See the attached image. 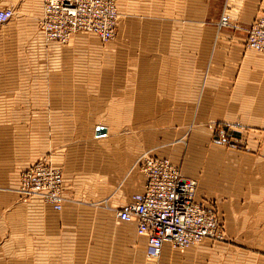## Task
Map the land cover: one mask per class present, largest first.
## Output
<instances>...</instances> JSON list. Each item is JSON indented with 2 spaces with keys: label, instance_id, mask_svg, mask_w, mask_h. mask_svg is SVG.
Here are the masks:
<instances>
[{
  "label": "crops",
  "instance_id": "1",
  "mask_svg": "<svg viewBox=\"0 0 264 264\" xmlns=\"http://www.w3.org/2000/svg\"><path fill=\"white\" fill-rule=\"evenodd\" d=\"M117 7L111 43L75 36L50 48L41 0H0L18 51L0 61V264H264V55L245 47L264 0ZM215 123L247 130L245 150L213 144ZM143 155L197 181L195 202L216 213L226 241L184 253L166 245L149 261L135 222L115 218L143 191ZM42 158L63 173L61 212L14 192ZM229 162L248 169L232 174Z\"/></svg>",
  "mask_w": 264,
  "mask_h": 264
},
{
  "label": "built area",
  "instance_id": "2",
  "mask_svg": "<svg viewBox=\"0 0 264 264\" xmlns=\"http://www.w3.org/2000/svg\"><path fill=\"white\" fill-rule=\"evenodd\" d=\"M39 29L47 46L66 45L79 34L93 35L101 43L112 41L120 20L117 0H41ZM9 8L0 10V26L12 20ZM226 19L221 25H226ZM245 46L264 55V13L257 14L248 31ZM216 139L226 140L223 129ZM227 141V140H226ZM137 166L145 178L143 191L115 211L118 221L135 222L136 233L145 238V252L157 260L167 245L184 252L205 239L223 240L221 225L211 208L195 202L197 181L184 177L166 159L143 155ZM63 173L46 158L40 159L19 174L17 194L23 200L39 198L42 204L61 212L65 202Z\"/></svg>",
  "mask_w": 264,
  "mask_h": 264
},
{
  "label": "rangeland",
  "instance_id": "3",
  "mask_svg": "<svg viewBox=\"0 0 264 264\" xmlns=\"http://www.w3.org/2000/svg\"><path fill=\"white\" fill-rule=\"evenodd\" d=\"M118 1V0H117ZM5 9V8H3ZM11 9V8H9ZM1 10V9H0ZM12 10V9H11ZM13 11V10H12ZM119 13V11H118ZM264 13V12H262ZM14 14V13H13ZM260 14V13H258ZM119 16H120V13H119ZM14 18V16H13ZM12 18V20H13ZM225 18L226 19V25H221V20ZM12 20H10L7 24L4 25L3 29H0V61H4V62H7L9 60H12L14 58H18V51L15 50V43H16V39L14 36H10L12 32ZM120 20H121V17H120ZM10 23V24H9ZM119 25V24H118ZM218 27L221 28V27H226L228 26V20L226 17H221V19L218 21ZM38 28H39V22H38ZM40 30V29H39ZM117 35V34H116ZM83 37L85 40L87 41H94L92 40L91 37H95L93 35H84V34H79V35H76V37ZM91 36V37H90ZM75 37V36H74ZM96 38V37H95ZM116 38V36H115ZM115 38L112 40L114 41ZM97 39V38H96ZM98 40V39H97ZM246 40V39H245ZM99 41V40H98ZM112 41L110 42H107V43H111ZM100 42V41H99ZM107 43H102V44H107ZM56 44H52L51 46H49L50 48L52 46H54ZM246 47V46H245ZM247 49V48H246ZM54 52H52V55H49V58H54L55 56H53ZM0 73H6L7 72V65L6 63H0ZM9 69V68H8ZM209 126H212L211 128V142L213 144H215L216 146H219L221 147V149L223 150H227V149H237V150H245L246 148V143L248 142V134H247V130L246 131H241V132H236V131H232V129L230 130L229 127L227 126H223L221 124H213V125H209ZM223 129L224 132H225V135H226V140L225 141H219L216 139V130H221ZM236 134V135H233ZM98 135V133H97ZM43 159V158H42ZM47 161H49L47 158H46ZM50 163V162H49ZM34 164V163H33ZM32 164V165H33ZM51 164V163H50ZM229 166L227 167V170L228 172H232V174H242L244 171H247V164H239L238 162H229L227 163ZM181 172V171H180ZM17 189V188H16ZM16 189L14 190V192H16ZM17 194V192H16ZM20 198V197H19ZM65 198V197H64ZM21 199V198H20ZM21 201H28L27 199L26 200H23L21 199ZM65 202H66V198H65ZM64 202V204H65ZM64 206V205H63ZM116 211V210H115ZM221 229H222V232H223V240L222 241H217V240H210V239H205L203 240L202 242H200L199 244L197 245H194V246H191L190 248H188L187 250H190L192 248H197V246H200L201 244H203L204 242H207L206 240H209L211 242H224L226 241V233H225V228L223 226V224H221ZM170 249V248H169ZM171 251H176L178 253H184V252H179L177 250H172L170 249ZM186 250V251H187ZM149 261H153V260H149Z\"/></svg>",
  "mask_w": 264,
  "mask_h": 264
},
{
  "label": "water",
  "instance_id": "4",
  "mask_svg": "<svg viewBox=\"0 0 264 264\" xmlns=\"http://www.w3.org/2000/svg\"><path fill=\"white\" fill-rule=\"evenodd\" d=\"M98 135H103L104 134V130L100 129L97 131Z\"/></svg>",
  "mask_w": 264,
  "mask_h": 264
}]
</instances>
